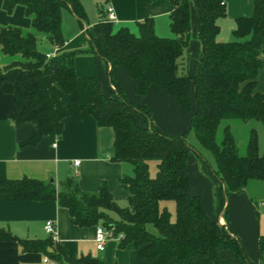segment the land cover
I'll use <instances>...</instances> for the list:
<instances>
[{
    "label": "trees",
    "instance_id": "trees-1",
    "mask_svg": "<svg viewBox=\"0 0 264 264\" xmlns=\"http://www.w3.org/2000/svg\"><path fill=\"white\" fill-rule=\"evenodd\" d=\"M107 1L97 0L100 18L88 33L87 48L63 50L48 58L38 46L40 35L51 45L62 47L63 9L69 6L84 22L81 0H4L2 7L8 14L18 5L25 8L31 29L0 26V49L8 56H18L0 67V89L7 85L6 91L14 98L10 115L14 123L32 122L36 126L22 146L37 145L44 136L52 143L61 137L68 115L65 95L70 97L78 118L86 110L98 126L111 127V160L133 166L132 175L121 177L129 206H118L106 182L98 192H86L73 177L61 190L48 180L7 179L0 182V193L9 200H56L79 227L102 223L113 230L114 237L120 236L119 248L134 246L139 264H263L252 261L229 225L213 219L201 197L190 192L189 159L197 150L187 135L193 131L200 145L214 155L212 174L223 186L225 198L244 191L250 181L264 180V155L255 130L244 155L239 153L228 125L223 136H217L226 119H254L264 125V93L257 90L264 47V0H253V14L236 19L230 41L218 39V20L227 14L224 0H166L173 6V37L158 35L151 17L138 23L139 34L125 26L115 28L107 19ZM193 5L199 12L203 55L197 74L189 76L184 63ZM78 52L96 54L110 65V95L96 76L77 74ZM116 67L133 79L140 97L147 96L150 87L156 85L188 113L190 123L185 133L170 135L158 129L149 107L127 99L123 86L113 78ZM150 160L157 161L155 175L150 173ZM166 200L175 201L174 221L168 208L161 207ZM222 202L226 215L224 197ZM110 210L117 211L119 219L112 218ZM147 224L154 225L158 233L149 231ZM5 240H17L23 250L41 252L54 264H104L91 255L68 254L51 236L22 239L0 230V241Z\"/></svg>",
    "mask_w": 264,
    "mask_h": 264
},
{
    "label": "crops",
    "instance_id": "crops-1",
    "mask_svg": "<svg viewBox=\"0 0 264 264\" xmlns=\"http://www.w3.org/2000/svg\"><path fill=\"white\" fill-rule=\"evenodd\" d=\"M0 0V26H19L31 29V18L21 5L8 14ZM227 14L218 20L221 27L218 39L233 40L232 31L236 19L253 14V0H224ZM84 12V22L68 6L62 12V28L65 43L57 52L79 51L88 47V33L93 31V25L99 20L97 0H81ZM113 8L116 16L115 28L128 27L133 33L139 34L138 23L151 17L155 31L160 36L173 37L171 30V12L173 6L166 0L149 2L147 0H108L105 4ZM190 42L186 49L184 71L196 75L203 55V43L198 36L199 12L195 5L192 10ZM47 44L46 53L55 51L44 35L39 37ZM262 67L257 76V90L264 93V47L260 52ZM14 59L0 49V67ZM75 68L79 76H96L103 86V91L111 94L110 65L100 56L93 53L78 52L75 56ZM113 78L122 86L127 99L134 105H146L152 112V121L161 131L170 135L185 133L190 123V115L185 113L175 101L152 85L147 96L140 97L135 90L133 79L120 67L112 71ZM6 86L0 89V182L7 179L24 177L39 180H52L57 190L64 188L69 177H73L80 188L86 192H98L103 182H106L114 199H128L125 186L121 182L124 174H130L128 162H114L111 157L114 152V132L111 127H100L95 118L82 111L78 118L75 107L68 95L64 96L68 115L64 119V129L61 137L54 143L44 136L37 145L21 144L29 137L36 126L32 122L15 124L10 115L14 110V98L6 91ZM259 150L264 155L259 137ZM190 155L189 176L190 192L199 195L207 213L222 224L227 223L245 247L248 257L257 263L264 264V209L259 207V201L247 187L242 192H235L228 197L226 215L223 212V186L209 172L204 161L196 151ZM79 161V164H75ZM196 176V178L194 177ZM197 182V183H196ZM203 184V190L199 188ZM197 185V186H196ZM213 192L217 208L206 200L204 194ZM230 207V209H229ZM47 220L56 223L59 243L68 254L91 255L101 258L104 264H139L140 258L133 245L119 248V239L110 238L104 250H99L95 242L96 226H77L66 208L61 207L56 200H9L0 193V230H6L22 239H45L49 234L45 230ZM98 226H102L100 223ZM46 256L41 252L23 250L17 240L0 241V264H45Z\"/></svg>",
    "mask_w": 264,
    "mask_h": 264
},
{
    "label": "rangeland",
    "instance_id": "rangeland-1",
    "mask_svg": "<svg viewBox=\"0 0 264 264\" xmlns=\"http://www.w3.org/2000/svg\"><path fill=\"white\" fill-rule=\"evenodd\" d=\"M25 31H27V29H25ZM165 37H168V36H165ZM38 46L42 51H44V52L48 51L47 44H45V42L41 41L40 38L38 41ZM11 57L13 59H15L18 56H11ZM226 125L229 126L230 131L234 136L238 151L241 155H244L247 151V145H248V141H249L252 130H255L257 132L258 139L260 137L261 142H262V146H263V150H261V151L264 152V125L260 121L254 120V119H250V120L226 119V120H223L221 122V124L218 128V132H217V136L219 139L223 136V133H224L223 129ZM187 139L191 143L192 147L195 148V150H197L198 155L204 157L203 161L205 160L204 163L207 166L210 174L213 176L212 169H214L216 167V160H215L214 155L208 149H206L200 145V143L197 140L196 135L193 131H191L187 135ZM193 154H195L194 151H193ZM196 157H199V156L196 155ZM198 159L200 161L201 158L199 157ZM149 165H150L151 175H155L156 169H157V161L156 160H150ZM129 166L131 168L130 175H132L133 174V166L131 163H129ZM194 177L196 178V176H194ZM251 182H253V183L247 187V190L250 194H251V192L254 193L253 195L259 201V207L264 209V180H253ZM199 188L201 190H203L204 189L203 184L199 183ZM204 196H205L206 200L212 205V208L216 209L218 207L216 204L217 202L214 199L215 197H214L213 192H210L209 190H207L205 192ZM220 196H221V201L223 200V197H224V200L226 201V204L228 206V198L229 197L225 198V196L221 195V193H220ZM115 201L119 207H128L129 206L128 199H124V198L120 197L118 199H115ZM225 206L223 207V212L225 211ZM161 207L162 208L163 207L168 208V210L170 211V219H171V221H174L175 217H176L175 201L174 200L162 201ZM229 209H230V207H229ZM108 212L112 218L119 219V213L117 211L110 210ZM147 229L153 233H158L157 228L152 224H147ZM115 239H119V238H115Z\"/></svg>",
    "mask_w": 264,
    "mask_h": 264
},
{
    "label": "built area",
    "instance_id": "built-area-1",
    "mask_svg": "<svg viewBox=\"0 0 264 264\" xmlns=\"http://www.w3.org/2000/svg\"><path fill=\"white\" fill-rule=\"evenodd\" d=\"M106 10H107V19L114 23L116 21V16L114 14L113 8L107 5ZM59 48H60L59 46H55V51L51 53H47L46 56L48 58L53 56L55 53H57ZM75 164H79V161H76ZM45 230L49 234V236H51L55 241L59 242L60 239L56 229V223L54 221L47 220L45 223ZM112 237H114L112 229H107L103 226H97L95 232V242L99 250H104L107 241ZM43 262L45 264H54V262L51 259H49L47 256L44 258Z\"/></svg>",
    "mask_w": 264,
    "mask_h": 264
},
{
    "label": "water",
    "instance_id": "water-1",
    "mask_svg": "<svg viewBox=\"0 0 264 264\" xmlns=\"http://www.w3.org/2000/svg\"><path fill=\"white\" fill-rule=\"evenodd\" d=\"M51 182H53L52 180H50Z\"/></svg>",
    "mask_w": 264,
    "mask_h": 264
}]
</instances>
